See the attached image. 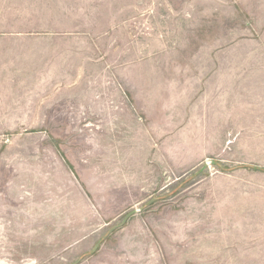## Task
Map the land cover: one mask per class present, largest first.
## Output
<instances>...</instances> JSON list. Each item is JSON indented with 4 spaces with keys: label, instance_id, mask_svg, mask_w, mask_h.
Listing matches in <instances>:
<instances>
[{
    "label": "rangeland",
    "instance_id": "rangeland-1",
    "mask_svg": "<svg viewBox=\"0 0 264 264\" xmlns=\"http://www.w3.org/2000/svg\"><path fill=\"white\" fill-rule=\"evenodd\" d=\"M0 264H264V0H0Z\"/></svg>",
    "mask_w": 264,
    "mask_h": 264
}]
</instances>
